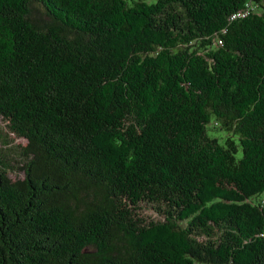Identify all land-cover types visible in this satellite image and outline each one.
Returning <instances> with one entry per match:
<instances>
[{
    "label": "trees",
    "instance_id": "1",
    "mask_svg": "<svg viewBox=\"0 0 264 264\" xmlns=\"http://www.w3.org/2000/svg\"><path fill=\"white\" fill-rule=\"evenodd\" d=\"M0 264H264V0H0Z\"/></svg>",
    "mask_w": 264,
    "mask_h": 264
},
{
    "label": "rangeland",
    "instance_id": "2",
    "mask_svg": "<svg viewBox=\"0 0 264 264\" xmlns=\"http://www.w3.org/2000/svg\"><path fill=\"white\" fill-rule=\"evenodd\" d=\"M147 2H153L155 0H146ZM217 124H215L214 122H210L207 127H208V131L212 134H216L218 135L220 133V131L218 130V128L216 127ZM11 136V135H10ZM18 139H15V141H17ZM12 177H14L12 175ZM149 213H152L150 210H147Z\"/></svg>",
    "mask_w": 264,
    "mask_h": 264
}]
</instances>
